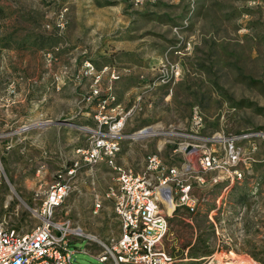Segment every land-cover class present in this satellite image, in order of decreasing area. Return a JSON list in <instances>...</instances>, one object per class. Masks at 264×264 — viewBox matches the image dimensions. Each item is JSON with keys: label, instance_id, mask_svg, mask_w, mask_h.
I'll return each mask as SVG.
<instances>
[{"label": "rangeland", "instance_id": "obj_1", "mask_svg": "<svg viewBox=\"0 0 264 264\" xmlns=\"http://www.w3.org/2000/svg\"><path fill=\"white\" fill-rule=\"evenodd\" d=\"M85 59L120 71L102 88L115 97L108 115L124 119L119 165L139 170L152 152L178 163L177 142L252 133L236 143L242 176L194 185L197 209L176 207L160 246L172 264H264V0H0V216L19 231L41 221L45 188L96 124L90 80L76 74ZM115 175L102 161L70 179L55 218L83 230L75 264H100L119 233L109 201L91 211Z\"/></svg>", "mask_w": 264, "mask_h": 264}, {"label": "built area", "instance_id": "obj_2", "mask_svg": "<svg viewBox=\"0 0 264 264\" xmlns=\"http://www.w3.org/2000/svg\"><path fill=\"white\" fill-rule=\"evenodd\" d=\"M76 74L90 80L85 95L96 106L93 113L96 124L86 127V144L76 147L62 172L56 173L45 188L38 209L41 221L34 228L19 231L8 226L0 216V264H75L71 235H82L83 230L72 225L69 219H56L55 214L69 194L70 179L80 167H92L102 161L111 166L116 175L102 195L94 194L91 211L98 213L105 200L109 201L118 220L119 233L110 247L97 253L100 264H172L175 257L160 246L169 229L168 215L176 207H184L190 212L197 209L199 199L193 193L194 185L206 181L217 183L224 178L230 181L239 179L242 171L236 166L243 150L236 143L243 137L249 138L252 133L225 135L216 132L209 137L194 139V142H177L173 152L184 156V160L178 163L166 161L159 152H152L146 155L139 170L130 165H119L116 157L121 150L119 138L124 119L122 115H108L107 107L115 97L109 90L110 85L105 86L104 92L102 88L104 80L112 83L119 78L120 71L107 65L96 69L90 60L85 59ZM202 120L201 109L194 105L192 129L197 130ZM2 138L0 133V183L4 173ZM204 173L212 174L205 178ZM169 199L173 200V205L168 212L165 210ZM88 237L95 239L92 234Z\"/></svg>", "mask_w": 264, "mask_h": 264}, {"label": "bare ground", "instance_id": "obj_3", "mask_svg": "<svg viewBox=\"0 0 264 264\" xmlns=\"http://www.w3.org/2000/svg\"><path fill=\"white\" fill-rule=\"evenodd\" d=\"M43 122H41V121H36L34 124L35 125H41ZM147 129V128H146ZM146 129H142V130H140V131H137V132H135V134H133V135H135L136 136V134H138V133H142V132H145L146 131ZM132 135V136H133ZM8 198V197H7ZM172 205H173V200H171V199H169L168 200V202H167V206H168V211H170L171 209H172ZM223 261V260H222ZM218 262V263H215V262H213V260H209V262L208 263H206V264H242V263H244V259H242V258H239V259H236V260H231V261H226V262ZM250 262V261H249ZM252 262V261H251ZM246 263H248V261L246 262ZM251 264V263H250Z\"/></svg>", "mask_w": 264, "mask_h": 264}, {"label": "water", "instance_id": "obj_4", "mask_svg": "<svg viewBox=\"0 0 264 264\" xmlns=\"http://www.w3.org/2000/svg\"><path fill=\"white\" fill-rule=\"evenodd\" d=\"M187 148H189V146Z\"/></svg>", "mask_w": 264, "mask_h": 264}]
</instances>
